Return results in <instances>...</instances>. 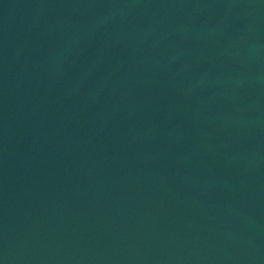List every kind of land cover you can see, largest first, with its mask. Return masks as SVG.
<instances>
[{
  "label": "water",
  "instance_id": "95a60500",
  "mask_svg": "<svg viewBox=\"0 0 264 264\" xmlns=\"http://www.w3.org/2000/svg\"><path fill=\"white\" fill-rule=\"evenodd\" d=\"M0 264H264V0H0Z\"/></svg>",
  "mask_w": 264,
  "mask_h": 264
}]
</instances>
